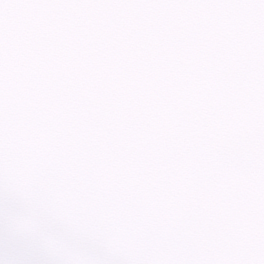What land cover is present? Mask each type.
Returning <instances> with one entry per match:
<instances>
[{
	"label": "snow or ice",
	"instance_id": "obj_1",
	"mask_svg": "<svg viewBox=\"0 0 264 264\" xmlns=\"http://www.w3.org/2000/svg\"><path fill=\"white\" fill-rule=\"evenodd\" d=\"M0 264H264V0H0Z\"/></svg>",
	"mask_w": 264,
	"mask_h": 264
}]
</instances>
